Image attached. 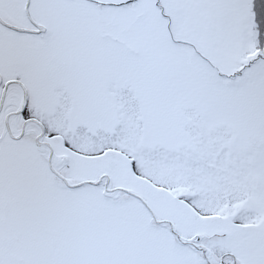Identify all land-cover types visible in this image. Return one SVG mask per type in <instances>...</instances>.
Here are the masks:
<instances>
[{
    "label": "snow or ice",
    "instance_id": "obj_1",
    "mask_svg": "<svg viewBox=\"0 0 264 264\" xmlns=\"http://www.w3.org/2000/svg\"><path fill=\"white\" fill-rule=\"evenodd\" d=\"M0 264H264V0H0Z\"/></svg>",
    "mask_w": 264,
    "mask_h": 264
}]
</instances>
